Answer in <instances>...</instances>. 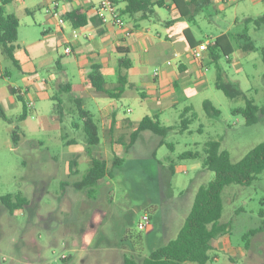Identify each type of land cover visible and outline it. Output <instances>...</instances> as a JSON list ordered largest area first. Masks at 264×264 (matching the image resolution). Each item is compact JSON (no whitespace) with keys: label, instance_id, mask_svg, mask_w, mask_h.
<instances>
[{"label":"rangeland","instance_id":"374dc122","mask_svg":"<svg viewBox=\"0 0 264 264\" xmlns=\"http://www.w3.org/2000/svg\"><path fill=\"white\" fill-rule=\"evenodd\" d=\"M29 1L32 0L25 3ZM156 10L161 17L171 18L167 9ZM14 12L21 25L32 16L17 6ZM263 14L264 0H217L196 17L199 26L188 22L197 39L229 33L234 52L229 60L224 55L217 60L224 70L222 79L258 106L264 105V24L258 27L245 19ZM33 16L39 18L42 28H50V34L57 31L55 22L47 18L48 13L34 10ZM245 27L250 39L238 36ZM28 37L36 38L32 31ZM248 41L254 48L245 50L241 46ZM20 42L21 36L17 54L23 59ZM46 46L44 54L34 60L37 68L30 77L47 84V95L35 100L33 118L26 119L24 134L18 132V142L14 143L12 135L0 126V196L20 192L29 200L26 208L13 214L0 202V264H122L124 255L140 260L151 249L176 237L197 189L214 178V172L203 168L199 158H180L182 152L203 154L205 142L217 139L220 148L228 151L230 161L237 162L264 141V113H258L256 123L245 124L242 114L234 112L244 106V99L229 98L216 88V65L210 63L195 72L202 79L201 86L191 85L175 106L158 113L163 125L174 128L164 137L145 131L131 148L128 144L136 122L150 114V109H143V96L138 93L147 92L148 87L140 85L135 93L129 92L120 99L100 93L108 102L117 104L123 114L121 123H114L111 131L109 118L98 115L81 98L82 104L94 111L99 127V144L88 146L74 95L65 93L62 99V94L57 93L58 84L78 80V59L64 55L60 46L58 61L55 51L50 55L54 50L51 41ZM28 51L32 53L31 49ZM5 61L3 66L12 71L13 79L19 80L21 72L9 59ZM22 63L31 65L25 59ZM108 74L106 85L112 88L117 73ZM55 93L62 99L61 109L55 107ZM204 100L211 101L219 114L209 115L203 107ZM187 106L192 108L187 114L193 112L195 118L187 130L180 131L181 115ZM115 155L121 158V164L113 170L112 177L106 176L83 190L73 187V182L89 167L91 157H104L112 170ZM75 156L77 165L72 170L76 171L72 173L69 163ZM222 203L219 221L229 222V229L215 238L214 256L206 264H264V231L254 235L249 232L264 219V171L248 185L225 186ZM143 213L152 215V219L146 229L140 230L137 224Z\"/></svg>","mask_w":264,"mask_h":264},{"label":"crops","instance_id":"0c3cea01","mask_svg":"<svg viewBox=\"0 0 264 264\" xmlns=\"http://www.w3.org/2000/svg\"><path fill=\"white\" fill-rule=\"evenodd\" d=\"M99 1L100 0H32L26 4L25 0H11L2 5L4 14H14L18 18V15L14 12L15 6H17V8L26 15H32L30 19H26L23 25H21L20 19L18 18L19 26L17 30L15 57L18 61L19 68L9 59L12 62L11 65L22 74L19 80L13 79L12 71L3 66L7 57L2 53L0 47V126L2 129L6 130L8 134L10 133L12 135L13 131L18 135V132L24 134L26 119L28 117L33 118L31 110L34 109L35 100L38 97L47 95V84L43 85L38 83L30 76L37 68L34 64V60L40 57L42 53L44 54L43 51L46 49V44L49 41H51L54 46V50L50 52V55L55 51L58 61L61 57L58 47L63 46L64 48L69 45L72 52L65 54L63 50V54L73 55L74 58L78 59L77 63L80 69L78 80L58 84L57 93L62 94V99L65 93L73 94V101L76 104L78 103L77 101H79L81 107L89 111L95 120L94 111L86 108L88 105L89 107L93 106V109L98 115L109 118L110 131L114 123H121L123 114H120L117 104L112 101L108 102L104 99V96L100 94L102 92L96 91L94 87L87 83V74L90 72L92 65L97 64L99 66L105 78V86L107 87L106 74L111 72H115L116 74L120 59L125 56L129 57L131 65L128 68L127 87L120 97L112 99H120L128 94H133L140 85L146 86L149 89L147 92L141 90L138 93L143 96L144 101L141 103L143 109H150V114H146L149 116L159 117L158 113L162 111V109L164 110L173 105L175 106L178 103V97H185L191 85L201 86L203 84L202 79L196 77L195 72L201 67H209L211 61L209 57V47L212 45L216 36L227 32H220L213 36H204V38L200 39L195 38L192 30L188 26V22L199 26L196 17L201 12L195 16L193 21H188L180 16L171 0H163V6L159 7L165 8L170 12L171 18L169 19H165L158 14L156 10L157 6L154 8V15L149 18L142 19L138 13L132 16L122 14L121 9L124 4L121 2L116 3L115 0H113L125 22V28H120L111 23L101 22L94 10V6L97 5ZM215 1L217 0H213L211 6H213ZM53 6L56 7L58 15H51V17L49 15L47 18L49 21L55 22L57 31L50 34V28H42L39 18L34 17L33 12L34 10L45 12V7L51 8ZM78 7L82 8L87 17L90 18L88 24L85 26L75 27L66 16L68 11ZM218 8L222 9L220 6ZM58 16L63 19L62 23H59ZM159 26H161V28H159ZM74 28H77L80 33L76 38L73 37L72 31ZM127 28L131 31L129 35L125 34V29ZM30 31L36 36L33 40L28 37ZM39 33H41V36H39ZM185 34L194 44L197 41L208 42L207 50L204 52L200 63L193 59L190 53V48L192 46L187 41ZM20 36V43L23 44L25 54L23 59H20L17 54V51L20 49L18 43V37ZM243 46L244 45L241 47ZM28 49H31L32 53L31 51L29 52ZM231 55L228 57L226 56V58L229 60ZM24 59L30 61L31 65L26 63V66H24L22 63ZM169 59L171 60V64L167 65L166 60ZM151 67H159L157 68V75H154L153 71H149ZM109 78L110 75L108 76V79ZM113 79L111 81L112 84ZM11 89H14L16 92L13 93ZM57 93L53 94L52 98L59 99ZM18 96L21 97L27 105L28 113L24 120H17V117L23 109V102L19 100ZM81 98L83 100L86 99L88 105L82 104ZM29 102L32 103L30 107L28 106ZM126 117L129 118L128 116ZM129 120L130 122H135L130 118ZM121 126L122 125H120V127ZM18 141L19 138L16 142ZM102 179H100L98 183ZM149 216L150 219H152V215L149 214ZM23 243L24 241L20 243L21 253L24 249Z\"/></svg>","mask_w":264,"mask_h":264},{"label":"trees","instance_id":"16d2710c","mask_svg":"<svg viewBox=\"0 0 264 264\" xmlns=\"http://www.w3.org/2000/svg\"><path fill=\"white\" fill-rule=\"evenodd\" d=\"M9 1L11 0H0V47L2 53L19 68L15 57L19 26L18 18L14 14H4L2 9V5ZM115 2L124 4L121 9L122 14L132 16L138 13L142 19L153 16L155 12L154 8L156 6L161 7L164 4L163 0H115ZM171 2L177 8L182 18L193 21L195 16L202 12L205 7L210 6L213 0H171ZM66 16L75 27L85 26L90 20L80 7L68 11ZM245 22H253L259 27L261 24H264V14L257 18L247 17ZM247 32L248 27H245L244 32L239 35L250 39ZM185 36L191 46L200 43V41H197L194 44L186 34ZM243 45L245 50L254 48L250 41L245 42ZM233 50L229 33L216 36L209 47L210 63H215L217 70L215 86L221 89L229 98L242 97L244 99V106L234 109V112L242 114L245 124L250 125L257 122L258 113H264V105H256L254 100L249 98L243 91L236 88L230 82L224 81L222 79L224 70L217 63L221 55L228 57L232 54ZM262 53L264 60V50ZM130 65L131 61L129 57H122L116 70L117 84L112 88H107L105 86V78L99 66L94 64L87 74V83L94 87L96 91L105 93L111 98L120 97L128 84V68ZM11 91L13 93L16 92L14 89H11ZM18 98L23 102V109L17 120H24L28 113L27 105L21 97L18 96ZM56 100L58 104L55 106L61 109L62 100ZM77 102L80 117L83 119L85 141L88 146L97 145L100 140L98 125L90 112L83 109L79 101ZM203 107L209 115L219 114V110L209 100H204ZM190 111H192L190 106L185 107L180 119V131L187 130L189 123L195 118L193 112L190 115L187 114ZM173 128L172 125H163L158 116L145 115L138 121L136 128L131 132L128 148L133 146L137 138L144 131H150L164 137ZM18 138L19 135L13 131V142L16 143ZM159 144H162V141ZM169 146L172 147V144L169 143ZM179 157L199 158L203 168L214 172V178L206 184L200 185L197 189L190 210L185 216L184 222L175 238L151 249L148 256L140 260L133 256L124 255L122 264H206L212 260L215 249V238L227 233L229 229V222L219 221L223 209L222 191L225 186L231 183L248 185L257 178L258 174L264 171V141L254 146L237 162L230 161L228 151L220 148V141L217 139L205 142L203 154H200L198 151H185ZM120 164L121 158L115 156L113 169L111 170L108 168L104 157L93 156L90 159L89 167L82 177L73 182V187L80 190L92 187L100 179L106 176L112 177L114 175L113 170L116 171ZM76 165L77 158L75 156L69 163L72 173L76 171L72 170V167ZM0 202L11 214L29 205L28 198L20 192L1 195ZM261 231H264V219L259 226L249 230L251 235Z\"/></svg>","mask_w":264,"mask_h":264},{"label":"built area","instance_id":"2783aa9c","mask_svg":"<svg viewBox=\"0 0 264 264\" xmlns=\"http://www.w3.org/2000/svg\"><path fill=\"white\" fill-rule=\"evenodd\" d=\"M223 3H227L228 0H221ZM94 10L98 18L101 20L102 23H111L113 25H116L120 28H125V22L122 19L116 4L113 0H100L97 5L94 6ZM45 12L49 15L55 16L57 14L56 7L53 6L51 8L46 7ZM59 23L63 22V19L58 16ZM73 37H78L80 35L79 30L77 28L73 29ZM131 33L130 29H125V34L129 35ZM208 42H200L190 48V53L193 57V59L197 62H201L203 58L204 52L207 50ZM72 52V49L69 45L64 47V53L69 54ZM166 64L170 65L171 60H166ZM154 75L158 74V70L155 69L153 71ZM32 105L31 102L28 103V106L30 107ZM150 225V216L148 213H143L141 216V219L139 220L137 227L140 230L146 229Z\"/></svg>","mask_w":264,"mask_h":264}]
</instances>
